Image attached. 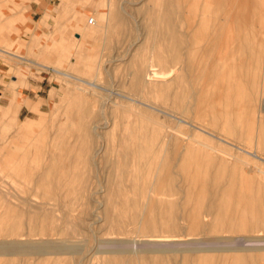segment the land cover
Masks as SVG:
<instances>
[{
  "label": "rangeland",
  "instance_id": "rangeland-1",
  "mask_svg": "<svg viewBox=\"0 0 264 264\" xmlns=\"http://www.w3.org/2000/svg\"><path fill=\"white\" fill-rule=\"evenodd\" d=\"M83 1L0 0V48L12 53L0 52V69L6 64L11 65L13 70L9 73L10 81H16L18 76L21 77L26 84L22 87L24 95L34 102L46 101L59 87L63 89L52 96L50 108L43 109L45 115L41 118L37 114L28 112L23 106L18 113H5L0 109V242L44 239L50 240L55 246H71L79 252L59 255V259L54 255H48L47 259L3 256L0 257V264H234L227 263L228 260L224 258L226 256L232 258L236 255L245 257V261L240 264H264V250L197 253L172 251L173 248H192L195 246L192 242L163 241L152 244L135 242L119 245L99 242V240L123 237L146 238L155 235L173 237V234L180 237L200 236L205 240L215 235H242L238 232L220 230L217 231L218 233H212V236L210 232L200 230L197 233L189 231L192 234H187L188 230L183 228L174 232L166 229L136 228L140 220L148 221L151 217L162 218L167 215V212L151 211L149 200H173L175 196L158 194L159 188L162 193L167 194L170 187L152 184L144 174L140 173V176L134 180L132 177L133 169L146 167L161 152L163 158L172 157L171 153L166 152L158 143L162 136L166 139L164 135L166 132L163 129L174 130L177 119H183L229 142V145L225 146L228 150L239 147L247 153L248 151L256 153L263 160H257V164L258 161L260 164L257 167L261 169V173H264V86L262 84L264 0L262 4H259L260 0ZM30 3L34 5L35 10L28 14L26 8H29ZM84 3H89L96 9L86 12L82 24H74L77 34L73 36L71 29L74 25L72 27L66 25L65 30L61 23L69 18L73 9ZM43 8L56 10L55 15L47 17L44 24H38ZM193 12L194 14H191ZM227 12L229 18L224 16ZM233 12L237 14L232 16ZM174 14L178 15L175 17ZM233 24L235 29L232 27ZM172 26L178 29L179 34L182 35L180 38L184 41L177 49L181 56L178 63L174 62L176 54L173 50ZM227 29L232 30L231 43L229 42L231 48L228 44L224 54L217 60ZM195 30L197 36L193 40L191 35ZM60 31H63L61 35H59ZM34 32L42 36V46L32 42ZM244 32L246 37H242ZM239 36L243 43H247L248 48L258 53L253 54L255 59L248 60L251 68L249 72L247 71V75H244L245 80L242 83L247 102L253 105L252 116L256 122L251 132L244 130L243 133L228 135L224 131L226 127L220 125L218 126L220 129H213L208 122L210 117L200 118L196 115V107L202 104L205 105L204 112L207 113L206 111L210 109V101L199 98V90L204 86L199 67L193 73L187 64L196 60L197 66L206 61L218 62L225 66L229 65L230 61L231 65L235 61V64H239V61L248 66L247 60L241 59V61L237 58L238 49L235 48H237L236 43L241 40ZM234 40L236 43L233 42ZM208 47L210 50L207 49ZM14 54L25 59L17 58ZM4 55L15 60H9ZM255 62L258 63L257 71H254ZM54 69L62 73L54 74ZM20 70L21 74H19ZM150 70L159 71L158 77H153L155 79L152 78L149 83L140 81L137 84L134 76L137 73L144 75L145 71ZM63 73L70 76L65 77ZM256 73L257 76L260 75L259 83L255 82ZM194 77L198 81H194ZM0 78V93L3 91L7 94L8 91L2 83V80L7 79L5 71L0 70ZM93 80L110 92L108 90L101 92L85 82ZM112 93L126 94L145 104L153 105L160 111L140 105L144 110L142 119L144 121L146 119V123L143 122L145 123L143 126L139 123L135 124L134 119L137 114L134 105L118 97L116 102L121 105L120 108L125 109L126 113L119 107H113L111 101L105 98ZM7 101L6 96L0 97V106H6ZM238 102L236 100L235 106ZM27 115L30 118H27ZM250 118L249 114L228 116V119L237 120V125L245 126L244 128H248ZM153 122L156 127L159 126L157 123L161 124L163 135L158 134L159 138H156L155 133L150 129L152 125L149 124ZM95 124L100 127L95 128L96 131L102 134L93 137L94 147L99 155L94 157V162H87L83 151L80 150L82 148L80 144L82 140L85 143L90 142L89 139H84V127L90 128ZM185 128H176L171 133L173 138L171 137L170 147L173 144V152L177 148L174 142L178 141L174 138L180 133V129L183 131ZM251 162L253 161H245L250 167L253 166ZM111 171L117 176L113 182H110L108 177ZM54 226L58 228L54 230L52 228ZM20 227L22 229H17ZM248 234H260L264 237V230H255ZM211 238V241H207L206 244L203 241V244L208 246L207 244L210 243L211 248L224 249L234 248L241 242V239H236L235 242L219 241L218 243ZM261 242L264 245V240ZM212 243L215 245H211ZM95 248L99 250L164 248L170 251L163 253L145 251L137 254L93 253ZM205 254L212 258L219 256L221 261L211 260L207 263L202 260Z\"/></svg>",
  "mask_w": 264,
  "mask_h": 264
},
{
  "label": "bare ground",
  "instance_id": "bare-ground-1",
  "mask_svg": "<svg viewBox=\"0 0 264 264\" xmlns=\"http://www.w3.org/2000/svg\"><path fill=\"white\" fill-rule=\"evenodd\" d=\"M233 1L238 2V0H233ZM253 1H255V0H253ZM169 2H170V0H169ZM171 2H173V1H171ZM182 2L183 1H181V3ZM216 2H217V0H216ZM233 3H235V2H233ZM253 3L254 2H252V4ZM172 4L174 5V3H172ZM259 4H262V0H260ZM226 5H228V4H226ZM230 5H231V7L234 6V5H232V3H230ZM185 7H186V5H185ZM235 7L237 8V6H235ZM260 7H261V5H260ZM262 7H263V5H262ZM182 8H183V6H182ZM232 8H234V7H232ZM252 8H255V7H252ZM176 11L177 10L175 8V12ZM235 11H236V9H235ZM228 12H227V15H224V16L228 17V15H229ZM231 12H232V10H231ZM210 13H211V11H210ZM233 13L234 14H232V16L237 14V13L235 14V12H233ZM191 14H194V12ZM212 14H213V12H212ZM165 15H167V14H164L163 16H165ZM176 15H178V14H176ZM176 15L174 14L175 17H176ZM201 15H203V14H201ZM196 16L198 17V15H196ZM222 16H223V14H222ZM221 18L223 19V17H221ZM201 19H202V17H201ZM218 19H219V17H218ZM224 19H226V18H224ZM237 19H239V17ZM166 20H165V23H167ZM178 20H180V19H178ZM182 20H183V18H182ZM197 20H199V19L197 18ZM90 21H91V23L93 22L92 18H90ZM228 21H230V20H228ZM185 23H186V21H185ZM205 23H206V20H205ZM233 23H237V22L235 21ZM202 24H204V23H202ZM188 25H190V24H188ZM194 26H196V24ZM177 27H179V26H177ZM201 27L204 28L203 26H201ZM232 27H234V24ZM193 28H196V27H193ZM234 29H235V27H234ZM177 30L178 29H175V27H173V33H172L173 50H174V53L176 54L174 57V62H176V63L179 62V59L181 57L180 54L178 53L177 49L179 48L180 44L182 42H184L180 38V36L182 37V35H180ZM192 31H193V29H192ZM219 32H221V31H219ZM248 32H249V29H248ZM234 33H235V31H234ZM231 34H232V30L230 31L227 29L225 31V36L223 38V42H222L221 47L218 51V55H217L218 59L217 60H219V58H221V56L224 54L227 47L230 46L231 36H232ZM212 35H214V34L212 33ZM222 35H223V33H222ZM195 36H197L196 30L194 33L192 32L191 38H193V40H194ZM237 36H238V34H237ZM243 36L244 37L247 36L245 34V32H244V35H242V37ZM220 40L222 41V39H220ZM207 41H208V39L206 40V42ZM233 42L236 43V40H234ZM236 44H237V48H235V49H238L236 54L239 56L237 58H240V60L242 59L243 61L247 60L248 66H246V63L245 64H244V62L240 63L239 61H238L239 64H235L236 63V61H235V63L233 65H231L230 64L231 61L229 63V59H228L229 65H225V66L220 65L218 62L211 63L210 61L209 62L206 61V63L198 64L200 66H197V62L195 63L196 60L190 61L187 64V66L192 70L193 73L197 69V67H199V69L201 71L200 78H201L202 83L204 84V86L202 88H200V90H199V92H200L199 98L203 101L204 100L210 101L209 111H206L207 113H205L204 112L205 105L202 106L203 105L202 104V105H199L196 107V115H198V117L200 116V118H203V117L209 118L210 117L208 122H209V125H211V127L213 129H215V128L217 129L218 126H220V125L226 127L224 129V131L228 135L243 133L244 130L246 132H249V131L251 132L252 126H254V123L256 122L252 116V112L254 109L253 105L247 102L245 93H244L243 88H242V86H243L242 83L245 80L244 75L246 76L247 71L249 72V70L251 68V66H249L248 60L255 59L253 54H256V53H254L253 50L248 48V46L246 45L247 43L242 42V38ZM205 46H207V45H205ZM203 47H204V45H203ZM230 48H231V46H230ZM207 49H209V47ZM201 51H203V49ZM231 51H233V49ZM190 54H188V57L190 56ZM230 54H232V53H230ZM248 54H250L249 59H248ZM231 59H232V57H231ZM211 60H212V58H211ZM187 62H188V60H187ZM253 64L254 63H252V66H253ZM177 68H179V67H177ZM254 69H255L254 71H257L258 63L255 64ZM54 71L56 73H62L57 69L56 70L54 69ZM227 72L229 74H227ZM134 73H132V74H134ZM158 73H159V71L155 72L153 70H150V71H145L144 75H140L139 73H137L134 77H135L137 84H139L140 81H143L144 83H149V81L153 77H158L157 76ZM64 75H65V77L70 76L68 74H64ZM153 79H155V78H153ZM193 80L198 81V79H196V77H194ZM259 80H260V75L257 76V73H256L255 82L259 83ZM85 82L87 83V85L89 84L92 88L97 89L101 92L106 91V90L109 91V89L102 87V85L100 86L97 82H94V80L93 81H85ZM85 82L83 81V83H85ZM152 82H153V80H152ZM253 83H254V81H253ZM253 83H252V85H253ZM262 84L264 86V77L262 79ZM135 87H137V86H135ZM263 92H264V89H263ZM118 97L121 99H124V101H128L126 103H132V105H134V107L136 109L135 114H137V116L135 115L136 119H134L135 124L139 123L141 126H143L146 123L145 122L146 119H145V121L142 119V115H143L142 113H144V110L142 108H140V105L152 108L154 110H159L158 108H156L153 105L145 104L144 102H141V101L137 100L136 98L135 99L131 98L126 94L122 95V94H117V93L113 94L112 93L110 95L105 96L106 100L109 99L111 101V103L113 104V107H119L120 110L122 109L125 111L124 108H120L121 105L117 104L116 98H118ZM99 100H101V99H99ZM236 100H237V102H238V100L240 101V102H238L237 106H235ZM121 101H123V100H121ZM121 103H125V102H121ZM106 106H108V105H106ZM57 109H56V111H57ZM123 112H122V114H123ZM125 113H126V111H125ZM233 114H235V115H237V114H249L251 118L248 121V125H249L248 128H244L245 126L244 127L238 126L237 120H234V121H236V122H234L233 120L228 119V116H231ZM143 122H145V123H143ZM154 122L152 124H149V126L152 125V126H150L151 131L153 133H155L154 135H156L155 136L156 138H159L158 134L163 135V133H161L162 127H161V124H159L157 122L156 123L159 126L157 124L156 125L158 127L154 126L155 125ZM149 123H150V121H149ZM174 127H175V129L186 127L185 130H183V131H181L182 129H180L179 130L180 133L177 136H175L176 138H174V139H178L177 142L176 141L174 142V144L177 147L176 149H174L175 152H173V144H172V147H170V144L172 143V142H170L171 137H172L171 133H173L175 131V129L173 130V128H171L172 130L168 131V130H166V128H164L163 131L166 132V134H164L166 136V139H164L163 136L161 135L162 136L161 140L159 141V143L157 142L158 145L160 147H162L166 152L171 153L172 157L171 158L170 157H166V158L164 157L163 158L162 157L163 154L161 152L160 154H158V156L154 157L151 160V162L148 161V163L149 162L150 163L147 164L146 167L141 168V169L136 167V169H133L134 175H133L132 179L134 180L135 178L139 177L140 173L144 174V175H146V179H150V182L152 184L158 185L159 187H163V186L170 187V190L168 191L167 194L162 193V191H160L161 188H159L158 189L159 191H157L158 194L175 196V198H173V200L172 199L149 200L148 202H149V206H150L151 211L154 212L155 210H157V211H159V213L167 212V215L162 217V218L161 217H158V218L151 217V218H149L148 221L140 220L138 222V225L136 228L143 229V230L166 229V230H173V232L179 228L180 229L183 228L186 231L188 230V233L186 232L187 234H189L190 232L197 233V231H199V230L202 232L208 231V233L210 232L211 234L212 233H218L217 231H219V230L221 232L222 231L238 232L242 235L241 236H239V235L238 236H216L214 234L215 237H213V238L210 237V238L212 240H214V242L218 241V243H219V241H231V242L234 241L235 242L236 239L237 240L241 239L240 244L239 245L237 244V246H235L234 248H224V249L223 248L219 249V248H215V247L211 248L209 246L210 243L207 244L208 246L205 245L206 242L210 240V238L207 239L206 236L205 237L207 240H205L204 238H200V236L198 238L195 236L193 237V236H188V235H187V237H180V236H177L175 234H173V237L160 236V235H155L152 237L149 236L146 238L140 237V236H138L136 238L123 237V238H115V239H108V240H99V242L104 241L106 243H116L118 245L121 243L122 244H132L135 242L140 243V244L141 243L152 244V243H161V242L163 243V241L164 242L165 241H167V242L171 241V242H179V243H191L192 242L195 245V246H192V248H189V247H188L189 249L188 248H186V249L173 248L172 251H195L197 253H208L211 251H222L223 252V251L264 250V245H262V242H261L264 240V237L260 234H258V235L248 234V232H251V231L264 230V173H261V169H259L257 167L259 164V161L257 164V160H261V161H263V160L256 153H253L251 151H248V153H247L246 151L241 150V148H239V147H235L232 150L226 149L225 146L229 145V142L217 137V135L213 134L212 132L206 131L201 127L189 124L188 122H186L183 119H177V121L174 124ZM95 128L98 129L100 127H98L96 124L93 125L92 127L90 126V128L87 126L84 127V132H85L84 139H89L90 142L88 141V143H85L84 140H82V143L80 144V145H82V148L80 150L83 151V154L86 157L87 162H89V161L94 162L93 161L94 157L97 154L99 155V153H97L98 151H96V149L94 147L95 143L93 142V137L94 136H102V134L97 132ZM218 129H220V128H218ZM179 138L181 140H185V141H181ZM178 148H179V150H178ZM231 151H232V153H231ZM173 153H174V158H173ZM157 157H159V159H157ZM250 160L253 161V162H251L253 165L251 167L245 163V161H250ZM93 164H95V163H93ZM261 166H262V164H261ZM108 177H109L110 182H113V181H115V179H117V176H115L112 173V171L109 173ZM98 218H100V217H98ZM179 220H181V222L183 221V223H181ZM89 226H91V223H89ZM52 228L55 230L58 228V226H54ZM117 228H118V226H117ZM17 229H22V227L17 228ZM192 233H190V234H192ZM217 235H220V234H217ZM212 236H213V234H212ZM94 238L96 241V237H94ZM203 241L205 242V244H203L204 243ZM260 242H261V244H260ZM213 243L211 245H215ZM145 251L146 252L149 251V252H153V253H159V252L163 253V251L165 252V251H170V250L164 249V248H147V249L146 248H142V249L136 248L135 250H131V248H130V250H118V249L117 250H99V249L95 248L93 253H120L121 254V253L127 252V253H136L137 254V253H141V252H145ZM74 253H79V252L74 250V248L71 246H68V245L55 246L54 244H52L50 242V240H44V239H40V240H36V239L35 240H19V239H17V240H13L11 242H4V241L0 242V257H3V256H26L27 259H30V258L39 259L41 257H44L42 259H47L46 257L48 255H54L56 258H58V256L62 255V254H74ZM202 257L203 258L205 257L202 260H204L207 263H209V261H211V260H214V262H220L221 261V257H219V256L212 258V257L208 256V254H205V256H202ZM224 260H228L227 263L233 262L235 264L236 262H239V264H240V263H243L245 261V257L241 256V255H238V256L236 255L232 258H228L226 256V258H224Z\"/></svg>",
  "mask_w": 264,
  "mask_h": 264
},
{
  "label": "crops",
  "instance_id": "crops-1",
  "mask_svg": "<svg viewBox=\"0 0 264 264\" xmlns=\"http://www.w3.org/2000/svg\"><path fill=\"white\" fill-rule=\"evenodd\" d=\"M90 2V0H84L83 2ZM29 8L27 7L26 8V11L30 14L32 11H34V5H32V3H30V5H28ZM90 9H96V7H92L91 5H89V3H84L82 4L81 6H79L78 8H75L72 10L71 12V15L69 16V18L65 21V22H62V26H64V29L66 30L67 27L66 25H68L69 27H72V25H77L78 23H81L82 24V21L84 22V17L86 15V12L89 11ZM56 11V10H55ZM52 8H43L41 10V18L38 22V24H44L46 22V19L47 17H54V12H55ZM100 11V10H98ZM27 14V15H28ZM29 16V15H28ZM30 18V17H29ZM101 21V20H100ZM102 22V21H101ZM106 23V21H105ZM60 24V26H61ZM75 25L72 27L71 29V34L74 36H76V31H75ZM70 30V29H69ZM63 32V31H62ZM62 32L60 31L59 32V35L62 34ZM64 35H66V32L64 33ZM32 42L35 44H39V45H43L41 43L42 39H41V35H38L36 32L33 33L32 35ZM38 42H37V41ZM0 52L1 53H9V54H12L4 49H1L0 48ZM15 56H17V58L19 57L20 59H25L23 56H20V55H16L14 54ZM5 56V55H4ZM7 59L9 60H12L14 58H10V56H5ZM15 60V59H14ZM43 65V64H42ZM47 66V65H45ZM49 67V66H47ZM52 69V68H51ZM1 71H5L6 72V76H7V79L5 80H2V83L4 84V87L6 88V90L8 91L7 94H4V92L2 91L0 93V97H3V96H6L8 101H7V104L6 106H3L1 107L0 106V109L7 113V112H13V113H18L19 112V109L21 106H23L28 112H31L32 114H37L39 118L43 117L45 115V113L43 112V109L44 108H50V103H51V99H52V96H55L57 93L61 91H63V89H61L60 87L55 90L51 95H50V98L46 101H39V102H34L32 100H30L29 97L25 96L24 95V91L22 89V87H24L26 84L24 82L23 79H21V77L18 76L17 80L16 81H10L11 79V76L9 75V73L13 70V67L11 65H8L6 64V66H3L1 67L0 69ZM54 74L56 72H53ZM19 74H21V70L19 71ZM1 79V78H0ZM41 102V103H40ZM12 109V110H11ZM27 118H30L28 115L26 116ZM25 117V118H26ZM29 119H27L28 121Z\"/></svg>",
  "mask_w": 264,
  "mask_h": 264
}]
</instances>
